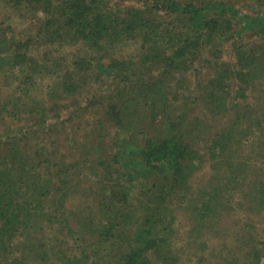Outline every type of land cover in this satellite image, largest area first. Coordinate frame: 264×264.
Segmentation results:
<instances>
[{
    "label": "rangeland",
    "instance_id": "374dc122",
    "mask_svg": "<svg viewBox=\"0 0 264 264\" xmlns=\"http://www.w3.org/2000/svg\"><path fill=\"white\" fill-rule=\"evenodd\" d=\"M76 1L79 4L78 6L81 5L79 12L90 17L91 21L101 18L100 15H102L108 24V35L121 38L119 43L111 42L108 45L106 43L109 41L99 43V50L104 51L102 55L106 63H122L127 68L130 67L127 71L117 73V76L121 78L127 74L132 75V83L127 84V90L129 91L127 94L132 93L131 84L138 85L133 93L134 95L140 89H143L142 85L150 88L160 81L165 87L162 90L163 96L167 98L165 105L169 107V109L166 107L165 109L172 112L170 114L171 118L177 121L180 115L185 112L187 124H192L186 127L188 128V135L185 141L190 149L204 159V165L201 170L196 171L189 182L192 193L186 202L178 203V205L176 202L173 205H170V201L168 203L169 210L162 225L165 226L171 223V229L173 230L169 239H167L168 250L170 251L167 259L171 261L170 264H222L224 258L235 259L238 261L237 264H254V257L249 256L250 253L245 255L244 251L248 253V248H251L252 251L263 248L264 213L249 212L248 203L240 197L239 193L228 188L229 190L225 189L223 192L224 200L220 201V207L224 208L220 213L221 215L219 214L220 218L217 215L207 223L208 225L203 227L202 231H199L195 229L196 224L191 220L192 217L194 218L195 213L190 208V204L202 203L206 195L212 193V188H220L218 177L221 174H218L220 171L217 172L218 153L211 150L212 142L218 132L230 127L233 120L243 119L245 112L255 109L256 104L260 101L264 102L263 75L258 76L256 80L250 79V76L244 77L243 81L245 82H242L240 86L241 80L237 82V77L233 73L238 69L239 64V69L241 67L242 72L248 74L250 65L243 68V62L238 63L237 53L244 58L250 56L254 45H260L263 38L253 35V33H246L242 36L236 35L237 43L235 45L227 42V44L220 47L211 48V45L202 47L199 44L197 48H202V51H199L203 55L195 58L193 62L189 59L185 63H181V68L177 71L173 69L165 70L164 65L149 67L148 63H150L151 57L150 53H147L148 44L144 45L146 39L150 38L155 42L157 39L155 35L164 38L167 37L165 35L168 33L174 34L178 39L180 37L184 38V36L187 37L190 31L187 19L169 14L160 7L152 6L154 2L160 0H87L84 6L82 0ZM173 1L186 5L198 1L201 2L197 4H203L212 0ZM232 1L242 14L252 16L260 13L264 15V5L259 3L258 0ZM74 3L73 0L71 2L70 0H54L52 13L47 14V12L41 11L36 16L28 13L26 18H20L6 5H0V22H4L5 27L10 25L13 35L14 33L20 35L19 38L17 37L18 39L22 41L31 40L30 37H38L40 29H45L46 35H39V45L30 47L27 57L30 60L24 63L25 67H28L30 62L35 60L37 67H47L61 73L65 71L74 72L73 79L76 82L83 79L80 78V75L76 77L73 63L85 58L82 52H87L90 56H97V53L93 52L94 50L90 52L91 49L89 50L83 45L86 37L82 35L72 34V32L69 34L66 30L60 34L53 33L57 28L67 27L69 22L67 25L65 24L66 18L70 19L72 17V20L75 21L74 19L78 13L72 8ZM56 7L58 8L55 11ZM52 19L53 21L50 22ZM146 23L149 25L146 26L147 28H143ZM151 27L156 29L155 32ZM129 30L132 31L131 34L123 35L124 31ZM235 31H239V28L236 27ZM13 35L9 34L10 37ZM22 35L24 38H22ZM177 40L166 41L163 47L166 55L171 56L178 51L180 47ZM25 73L26 75L22 77H20V74L18 75V72H16L18 77L17 75L12 77V73L1 74L0 104L4 103L7 96L14 93L16 89L19 92L17 93L19 99H23L28 104V107L24 108L22 112L30 110L31 103L26 100L28 95L33 101L37 100L34 105L41 104L44 107L47 116V127L50 130L48 135H51L55 141L59 140L61 142L52 145V140H49L44 147L47 148L49 153L47 157H50L53 163L63 162L62 164L65 167L60 168L62 172L65 171L66 165L73 164L69 159H63L62 157L69 154V151L76 152L82 146L84 151L92 154L93 157L98 155L97 150H95L96 146L90 147L92 142L90 137L94 135V126L100 119L105 123L107 136L104 141L106 145L108 143L117 144L113 146V152L116 151L115 153L124 150L127 144L144 146L147 139L158 140L166 135V125L163 124L165 117L160 114L161 109L158 114L152 117V106H146L144 103H141L142 108L139 105L137 109L129 106L131 114L130 116L122 114V118L125 119H123L124 126L121 128L104 116L106 107L112 104L111 100L113 98L111 99V97H114L113 93H115L119 82H121V78H118L115 82L111 79L102 78V81L93 84L89 82L88 85L79 82L81 88L70 93L56 86L58 81L52 71L49 74L41 71L36 74L33 73L32 77H34L35 82L31 83L30 86L25 85V76L30 74V70L25 68ZM228 78L232 81L227 83ZM221 81L222 85H220ZM238 89L243 90L241 96L235 94ZM24 91L27 92V95ZM145 91L149 92L148 90ZM158 92L154 88L152 92L148 93L149 95L147 94L149 102L160 99ZM208 94L221 95L227 109H221L219 113L218 101L215 105H210L209 100H207L209 98ZM134 96L137 97L136 94ZM212 100L210 99V101ZM186 102H188V105H186ZM216 107L217 110H214ZM15 113L16 111L14 112V109L8 106L7 112L0 115V157L5 158L7 156L9 158L10 154L17 149V153H20L19 164L23 167H31V170H34L32 174L41 175L43 180L49 179L53 187L63 188L66 186L64 182L82 183V186H84H81L84 190L81 194H78L79 191L75 190L74 194L68 195V202L65 204L63 200L64 191L63 189L60 190L62 204L61 202L59 204V201L51 204L47 202L44 207L46 215H53V213H57L55 209L58 211L63 207L71 210L72 214L69 213L67 216L69 223L77 231L73 234L68 231L61 233L59 226L49 227L50 225L46 222V219L41 217L38 219V226L35 229L26 231L23 236L20 235V243L17 244L24 250L19 257L24 255L30 263L35 264H65L69 259H72L74 264H117L114 253L109 252L111 249L109 245L104 244L101 251L102 248L94 238L98 235L97 233L95 236L90 235L87 231L84 234L79 227L80 217L90 212L96 213L98 210L96 208L98 204L95 205L93 195L100 193L101 188L99 187H102V185L97 182L99 178L95 175L90 176L83 168L78 176L72 175L71 178H68L61 172V175L57 177L55 169L49 170L48 165L42 166L43 158L39 157V152L36 150V146L40 147V144L37 143L39 142L37 140L39 135L35 134L39 131V128H33L34 122L29 121L28 114H21L17 117ZM258 115L261 116V113ZM57 116L59 118H56ZM35 119L37 121L40 119L41 121L45 120V118H42V113L35 115ZM63 121L68 122L65 126L69 128L68 132L70 133L75 125L76 133L72 132L71 135L74 142L70 144H66L65 137L62 134L57 137V132L52 133V130H59L62 127L61 123ZM240 124L239 130L248 128V123L244 120H241ZM159 130L161 133L158 132ZM84 133L88 136L87 139ZM236 140L232 145L235 156L239 155L240 149H243V154H240L243 158L248 155V158L246 157L248 164L243 170L247 171L252 165L251 172L248 173L249 177L247 176L248 179L243 182V185L255 183L256 179L258 181L264 179V152H262L264 148L262 142L247 134L237 136ZM73 145L75 146L73 147ZM77 145L79 146L76 148ZM130 153L134 154V152ZM212 155H215L213 157L215 159L212 158ZM22 157H27V161L22 162ZM91 159L94 160L95 157ZM49 172H53L54 176L49 177ZM224 184L226 188L228 182L224 181ZM157 185H159V181L155 179L135 181L134 187L130 188L129 201H132L131 198H137L138 191L154 189V186ZM98 199L99 196H97L96 201ZM140 215L142 214L140 213ZM221 218V223H218ZM44 226H46L45 229ZM76 233H81V235L79 234L78 237ZM226 233L228 236H226ZM131 234V231L126 228L124 231L125 237L123 238L126 242L125 247L131 242ZM246 236H251L252 241H248V244ZM117 243L122 245L121 241ZM122 251L119 252L122 253ZM147 260L150 264H166L165 261H168L164 260L163 257L158 258L157 254L152 252L147 255Z\"/></svg>",
    "mask_w": 264,
    "mask_h": 264
},
{
    "label": "trees",
    "instance_id": "16d2710c",
    "mask_svg": "<svg viewBox=\"0 0 264 264\" xmlns=\"http://www.w3.org/2000/svg\"><path fill=\"white\" fill-rule=\"evenodd\" d=\"M53 1L0 0V5H6L18 14L20 18H26L28 17V13L30 15L32 13L33 16L38 15V12L41 11L44 13L47 12V14L52 13ZM73 1L75 3L72 8L78 13L74 19L75 21L72 20V17L70 19L66 18L64 21L66 22L65 24L67 25L69 22L67 27L53 28L55 29L53 33L60 34L66 30L69 34L72 32V34L82 35L86 37L84 39L85 44L83 45L87 49H91L90 52L94 50L93 52L97 53V56L101 55L100 57L90 56L87 52H82L85 58L73 63L74 71L77 74L76 77L80 75V78L83 79L76 82L73 79L74 72L65 71L61 73L60 71L57 72L47 67H37L34 62L35 60L31 61L28 67H25L24 63L30 60L27 59L30 47L39 45L38 38L46 35L44 32L45 29L38 31L40 36L30 37L31 40L22 41L18 39L20 37L19 34L14 33L13 35L10 25L5 27L4 22H0V76L1 74L12 73L11 76L14 77L17 75L16 72H18V75L20 74V77H22L26 75V68L30 70V74L25 76V85L30 86L35 82L34 77H32L33 73L36 74L41 71L42 73L49 74L52 71L53 75H56L55 79L58 81L56 86L63 91L72 93L81 88L79 82L88 85L89 82L90 84L100 82L102 78L111 79L115 82L118 78H121L117 76V73L130 69V67L127 68L122 63H106L104 61L102 55L104 51L99 50V43L106 41H109L106 43L107 45L111 42L119 43V39L121 38L118 35L116 38L108 35L109 30L105 17L100 15L101 18L91 21L92 19L90 17L79 12L81 5L78 6V2L76 0ZM258 2L264 5V0H258ZM86 3L87 0H82L83 6ZM197 3L185 5L174 2L173 0H160L152 4V6L160 7L169 14L187 19L189 21L190 31L187 37L184 36V38L180 37L179 39L174 34L169 33L164 38L155 35L157 36L155 42L153 39H146L144 45L148 44L147 53H150L151 57V61L148 63L149 67L164 65L165 70L173 69L177 71L180 70L181 63H185L189 59L193 62L195 58L203 55L200 52L202 48H197L199 44L202 47L211 45V48L215 46L220 47L221 45L227 44V42L235 45L237 43L235 39L236 35L242 36L246 33H253V35H258L263 38L262 43L260 45H254L252 54L248 57L244 58L237 53L239 58L238 63L243 62V68L250 65L249 72L248 74H244L242 68L240 67L239 69L238 64V69L233 73L237 77V82L241 80L240 86L242 82H245L243 81L244 77L247 76H250V79L256 80L258 76L263 75L262 80H264V15L260 13L252 16L242 14L240 9L233 4L232 0H212L203 4ZM78 7L80 8L78 9ZM57 8H55V11ZM148 25L146 23L143 28H147L146 26ZM236 27L239 28V31H235ZM152 30L155 32L156 29L152 28ZM124 32L123 35L132 33L131 30ZM9 34L13 36L10 37ZM22 38H24L23 35ZM173 40L178 41L180 48L171 56L166 55L163 47L166 41ZM131 76L127 74L121 78V82H119L115 93H113L114 97H111V99L113 98L111 100L112 104L106 107L104 116L108 117L107 119L110 122L121 128L124 126L123 119H125L122 118V114H127L128 116L131 114L129 106L137 109L139 106L142 108L141 103H144L146 106H152V117L158 114L161 109L160 114L165 117L163 123L166 125L165 137L158 140L149 138L146 140L144 146L127 144L124 150H119L115 153L116 151L113 152V146L117 144L114 143L115 145H112L108 143L106 145L104 141L107 136L105 123L100 119L94 126V135L90 137L92 140L90 147L93 148L96 146L95 150H97L98 155L94 156L95 159L92 160L91 158H94L93 155L86 153L82 146L78 148L79 151H69V154L63 155L62 157L63 159H69L73 164L66 165V169L63 172L60 170L61 167H65L62 164L63 162L53 163L52 159L47 157L49 153L44 146L47 145L49 140H52V145L54 143L57 145L61 142L59 140L55 141L51 135H48L50 130L47 127L45 109L41 104L34 105L37 100L33 101L28 95L26 100L31 103L29 106L30 110L22 112L24 108L28 107V104L23 99H19L17 94L19 92L15 89L14 93L8 95L5 102L0 104V115L7 112L8 106H11L14 112L16 111L15 116L17 117L21 114H28L29 121L34 122L33 128H39V131L35 134L39 135L37 138L39 142L37 143L40 144V147L36 146V150L39 152V157L43 158L42 166L48 165L50 167L49 170L55 169V175L57 177L61 175V172L68 178H71L72 175L78 176V174H81L79 172L83 168L90 176L95 175L99 178L97 182L102 185V187H99L101 188L100 193L93 195L95 205L96 203L98 204L96 207L98 210L96 213L90 212L80 217L79 227L82 233L85 234L87 231V233L94 236L97 233L98 235L94 238L97 240L100 248H102L101 251L104 248V244L109 245V248H111L109 252L114 253L117 264H150L147 260V255L151 252L156 253L158 258L163 257L164 260H168L167 256L170 251L168 250L169 245L167 244V239H169L173 230L171 229V223L165 226L162 225L166 220L165 215L169 210L168 203L170 201V205H173L176 202L178 205V203L182 204L186 202L192 193L189 182L194 174H196V171L202 169L204 159L190 149V146L185 141L188 135V128L186 127L192 125L191 123L187 124L186 113L184 112L175 121L171 118L170 114L172 112L165 109V107L168 109L169 107L165 105L167 98L163 96L162 90L165 88L163 84L158 81L157 84H153L150 88L142 85L143 89L135 93L137 95L135 97L133 93L138 85L131 84L132 93L130 95L127 94L129 92L127 90V84L132 83ZM231 81L228 78L227 83ZM220 85H222V81ZM154 88L159 91L160 99L149 102L147 94L152 92ZM242 91L241 89L235 91L236 96L243 94ZM24 92L25 94L27 93L26 91ZM208 97L207 100H209L208 102L212 106L218 101L219 113L221 109H227L222 101L221 95L208 94ZM210 99L213 100L210 101ZM186 105H188V102H186ZM214 110H217V107ZM38 113H42V118H45V120L41 121L40 119L37 121L35 115H38ZM260 113L261 116L258 115ZM263 116L264 102L260 101V103L256 104L255 109L245 112L243 119L237 118L233 120L230 127L218 132L212 142L211 150H215L218 153L217 172L220 171L218 174H221L218 177L220 188H212V193H208L202 203L190 204V208L195 213L194 218L192 217L191 220L196 224V230L202 231L203 227L208 225L207 223L217 217V215L220 218V213L224 210L222 206L220 207V201L224 200L223 192L228 188L239 193L240 197L248 203L249 212L264 213V179L262 178L260 181L256 179L255 183L243 185V182L249 177L248 173L251 172L252 165L247 171H244L243 169L248 164L246 161L248 155L243 158L241 156L243 149H240L239 155L235 156L232 150V145L237 141V136L246 134L254 136L257 141H261L264 148ZM56 118H59V116ZM241 120L248 123V128L239 130ZM68 122L63 121L61 123L62 127L59 130H52V133L57 132V137H60V134H62L65 137L66 144L74 142L71 135L72 132L74 134L76 133L75 125L73 128L75 132L73 130L71 133L68 132L69 128L65 126ZM87 137L85 134L86 139ZM73 147L71 146L70 148L72 149ZM85 148L87 149V147ZM130 152H134V154ZM42 154L45 155L43 156ZM19 156L20 153H17V149H15L9 158L7 156L5 158L0 157V264H35L30 263L29 259L24 255L19 257L24 249H21L17 243H20V235L23 236L26 231L35 229L38 226L37 222L41 217L46 219V222L50 225L49 227L54 228L59 226L58 228H60L61 233L68 231L70 234H73L77 231L69 223L67 214L69 215L70 213L71 215V210L63 207L58 211L55 209L57 213H53V215H46L44 213V207L47 202L51 204L58 203L59 201V204L60 202L62 204L61 195L59 194L62 189L64 191V204L68 202V195L74 194L75 190L79 191L78 194H81L84 191L81 188L82 183L74 184L73 182H64L66 186L63 188L53 187L49 179L43 180L41 179V175L32 174L34 170H31V167L21 166L19 164ZM214 156L212 155V158ZM21 161L26 162L27 157H22ZM49 174V177L54 176L53 172H49ZM150 179L159 181V185L154 186V189L138 191L137 198H131L132 201H129L130 188L134 187V182L138 180L148 181ZM224 181L228 182L226 188ZM97 196H99L98 201H96ZM73 202L75 201L73 200ZM221 221L222 218L219 219L218 223H221ZM43 228L45 229L46 226ZM126 228L132 234L130 235L131 242L125 247L126 242L123 238L125 237L124 231ZM76 234L78 237L81 235V233H79L80 235L78 233ZM226 236H228L227 233ZM117 239L122 242V245L117 243ZM248 241H252L251 236L247 237V244ZM120 250H123L122 253L119 252ZM247 250L249 252L244 251L246 253L245 255L250 253L249 256L254 257V264L264 263V245L258 251H252L251 248ZM168 261H165V263L170 264L171 261ZM237 262L235 259L230 260V258H224L222 264H237ZM65 264L74 263L72 259H69Z\"/></svg>",
    "mask_w": 264,
    "mask_h": 264
}]
</instances>
